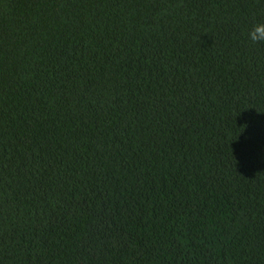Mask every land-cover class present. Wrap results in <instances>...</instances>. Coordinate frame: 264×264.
<instances>
[{
  "label": "trees",
  "instance_id": "trees-1",
  "mask_svg": "<svg viewBox=\"0 0 264 264\" xmlns=\"http://www.w3.org/2000/svg\"><path fill=\"white\" fill-rule=\"evenodd\" d=\"M264 0H0V264H264Z\"/></svg>",
  "mask_w": 264,
  "mask_h": 264
},
{
  "label": "clouds",
  "instance_id": "clouds-1",
  "mask_svg": "<svg viewBox=\"0 0 264 264\" xmlns=\"http://www.w3.org/2000/svg\"><path fill=\"white\" fill-rule=\"evenodd\" d=\"M248 39L254 44L264 43V23L255 24L248 32Z\"/></svg>",
  "mask_w": 264,
  "mask_h": 264
}]
</instances>
